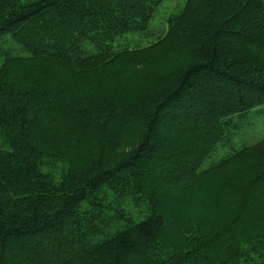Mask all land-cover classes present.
<instances>
[{"label":"trees","instance_id":"obj_1","mask_svg":"<svg viewBox=\"0 0 264 264\" xmlns=\"http://www.w3.org/2000/svg\"><path fill=\"white\" fill-rule=\"evenodd\" d=\"M165 1L0 0L28 53H1L0 264H264V140L199 171L264 106V0H188L115 47Z\"/></svg>","mask_w":264,"mask_h":264},{"label":"rangeland","instance_id":"obj_2","mask_svg":"<svg viewBox=\"0 0 264 264\" xmlns=\"http://www.w3.org/2000/svg\"><path fill=\"white\" fill-rule=\"evenodd\" d=\"M188 0H166L161 4L158 8L154 18L150 22L148 29L143 33H135V34H126L124 37L119 38L115 42V47H129L131 49L144 48L148 47L159 40V38L164 35L168 30V18L172 15H175L183 10L187 4ZM228 40L230 38H227ZM224 45L226 41L222 42ZM11 51L15 55L19 56H27L28 53L24 50L23 46L16 43L14 40L10 39V37L5 38L0 41V66L3 64V55L2 52ZM60 104L57 110L65 111V102L69 101V97H60ZM197 101L204 102L205 105L209 103L207 101H203L202 98L197 97ZM203 106V105H202ZM51 117V116H50ZM180 121V118L177 117ZM235 126L231 129L229 133L228 139L219 145L217 150L210 155L207 160L200 167V172L211 168L214 164L218 163L223 157L232 154L235 150H239L244 146H251L257 144L264 140V106L256 108L250 111L243 118H234L233 119ZM172 123L170 126L166 124L165 127H172ZM166 129V128H164ZM161 135L163 133V128L158 131ZM173 135L174 132L171 131L169 133ZM156 162L149 167L145 166L146 179L150 184H154L158 189L168 184V182L164 181L161 183L156 178V173L154 167H156ZM163 185V186H162ZM124 206L126 209L130 210L132 215L135 217L136 221H142L145 219V210L144 208H134L131 204L125 203ZM71 234H66L65 237L68 238ZM73 235V234H72ZM42 244L46 246L45 241H42ZM48 252V249H47ZM50 252L55 254L56 249H51ZM67 253H70L69 250H64L61 258L66 262H70L75 257L79 256V252L71 251V257L67 256ZM56 263L60 264V260L55 259Z\"/></svg>","mask_w":264,"mask_h":264}]
</instances>
